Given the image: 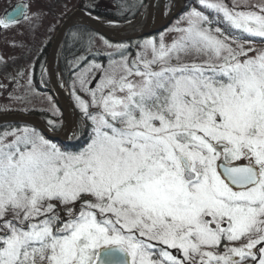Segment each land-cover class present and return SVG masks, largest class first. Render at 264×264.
Masks as SVG:
<instances>
[{
  "label": "snow or ice",
  "instance_id": "snow-or-ice-1",
  "mask_svg": "<svg viewBox=\"0 0 264 264\" xmlns=\"http://www.w3.org/2000/svg\"><path fill=\"white\" fill-rule=\"evenodd\" d=\"M197 3L135 54L70 33L69 142L0 128V264H264V3ZM19 16L35 37L39 12L0 31ZM12 47L0 67L47 46Z\"/></svg>",
  "mask_w": 264,
  "mask_h": 264
},
{
  "label": "rangeland",
  "instance_id": "rangeland-1",
  "mask_svg": "<svg viewBox=\"0 0 264 264\" xmlns=\"http://www.w3.org/2000/svg\"><path fill=\"white\" fill-rule=\"evenodd\" d=\"M146 1V0H145ZM229 3L232 0H228ZM248 5L261 4L264 0H246ZM145 4L143 0H0V18H5L16 12L17 9L26 10L29 16L32 13L39 12L43 15V27L39 29V32L32 35L30 29L33 25H30L23 16H19V23L13 26L10 30L0 31V54L8 57H18L19 51L12 47L13 42L26 41L30 42V47L33 53H36L37 48L40 47L41 41H43L46 46L50 45L55 32L58 30L60 25V20L65 15L67 16L71 11L82 8L84 12L91 13L94 11L100 12H116L119 15L129 14L137 8L138 12ZM27 6V7H26ZM183 11L180 12L177 17L171 21V23L161 32L153 36L140 39L139 41H133L132 47L129 49L133 54L137 51L135 45L143 42L148 38L159 39L163 35L165 42H170L177 33L171 31L175 26H184L183 17L186 12L192 8L196 7L198 10L205 11L210 17L213 13L208 10L200 8L197 0H184ZM171 9L170 3L165 6V15L169 13ZM92 14V13H91ZM39 23V21H37ZM54 27V31H49L45 35L46 28ZM127 43V42H126ZM123 43V44H126ZM121 44V43H113ZM99 46V45H98ZM257 47L262 45L256 44ZM44 50V49H43ZM42 50V51H43ZM40 55V54H39ZM101 62L107 63L106 54L105 56L97 57ZM37 59H33L31 56L27 59H16L15 63L9 60L7 67H0V114L2 113H21L24 115H40L47 123L49 119L55 121L62 126V115L55 104L51 95L47 92L48 86H45L43 81L39 79L38 84L34 83L33 75L34 71H29L24 79L20 80L19 83L13 81V76L16 73L17 68L21 66L27 67L29 62L34 66ZM30 79V83L27 81ZM72 86V80L69 79L68 85L66 87L69 92V97L74 106V100L70 95ZM7 109V110H5ZM79 118L80 114L78 110H75Z\"/></svg>",
  "mask_w": 264,
  "mask_h": 264
},
{
  "label": "water",
  "instance_id": "water-1",
  "mask_svg": "<svg viewBox=\"0 0 264 264\" xmlns=\"http://www.w3.org/2000/svg\"><path fill=\"white\" fill-rule=\"evenodd\" d=\"M158 0H146L137 16L124 23L105 21L98 19L94 15H89L81 9L71 11L61 21L58 30L55 32L49 45V50L44 62V71L47 77V92L53 98L62 115V126L59 131H51L50 128L37 115H24L21 113H2L0 114V127L5 125H27L40 131L46 138L58 144H65L69 141L66 137L72 135V130L77 127V114L69 97L63 77L60 61L63 44L68 32L75 27H85L93 33L102 35L111 43H126L147 38L163 31L183 10L184 0L176 11H169L164 20L155 24L153 21V12ZM139 16L142 18V25L136 32H125L127 26H133ZM115 23L120 26L112 29L110 25Z\"/></svg>",
  "mask_w": 264,
  "mask_h": 264
},
{
  "label": "trees",
  "instance_id": "trees-1",
  "mask_svg": "<svg viewBox=\"0 0 264 264\" xmlns=\"http://www.w3.org/2000/svg\"><path fill=\"white\" fill-rule=\"evenodd\" d=\"M143 3L145 4V0H143ZM184 8H185V6H184ZM77 9L82 10V8H77ZM137 12H138V10H137V8H135L133 11H130V13L128 15L127 14L119 15L116 12H112V13L111 12H107V13L105 12L104 13V12H100V11H94L91 13L101 20L116 21V22L124 23V22H127L129 20L134 19L137 16ZM65 16L62 17V19L60 20V23L65 18ZM77 28H81V27H75L68 32V34L65 38L64 44H63L62 52H61L60 66H61V71H62L63 77L65 79V83L67 85H68L70 78H69V72L67 70L66 59H65V57L68 55L67 48H66V42L70 41V33L72 31H75ZM82 28H85V27H82ZM85 29H87V28H85ZM87 30L90 31L89 29H87ZM90 32L93 33L92 31H90ZM93 34H95V33H93ZM95 35H97V34H95ZM126 44L132 46V44H134V42L130 41V42H127ZM48 50H49V43H48L47 47L42 51V53L38 56V59H37L36 64L34 66V75H33L34 83L38 84L39 79H41L45 86H48L47 77H46V74L44 71V62H45ZM35 115H37L39 118H41L43 120V122L46 124L45 120L40 115H38V114H35ZM78 124H79V118L77 116V126H78ZM46 125L50 128V126L48 124H46ZM10 126H16V125H5V126H2L0 128H7ZM20 126H23V125H20ZM57 131H59V129L55 130V132H57Z\"/></svg>",
  "mask_w": 264,
  "mask_h": 264
},
{
  "label": "bare ground",
  "instance_id": "bare-ground-1",
  "mask_svg": "<svg viewBox=\"0 0 264 264\" xmlns=\"http://www.w3.org/2000/svg\"><path fill=\"white\" fill-rule=\"evenodd\" d=\"M169 3L171 5L170 11L173 12L179 8V6L181 4V0H158L156 7L154 9V12H153V21L155 24H159L164 20V18L166 17V15L164 13V11H165L164 9H165V6L168 5ZM141 25H142V18H141V16H139L135 25H133L131 27L130 26L125 27L124 31L129 32V33L136 32L140 29ZM110 26L112 29H117L120 27V26L116 25L115 23H113Z\"/></svg>",
  "mask_w": 264,
  "mask_h": 264
}]
</instances>
